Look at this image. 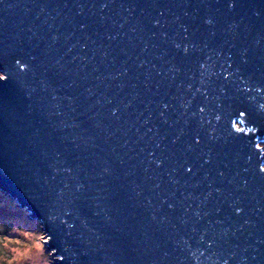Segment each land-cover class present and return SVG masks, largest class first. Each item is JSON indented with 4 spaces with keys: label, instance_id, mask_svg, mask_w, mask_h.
Masks as SVG:
<instances>
[{
    "label": "water",
    "instance_id": "1",
    "mask_svg": "<svg viewBox=\"0 0 264 264\" xmlns=\"http://www.w3.org/2000/svg\"><path fill=\"white\" fill-rule=\"evenodd\" d=\"M260 145L264 0H0V191L54 264H264Z\"/></svg>",
    "mask_w": 264,
    "mask_h": 264
},
{
    "label": "rangeland",
    "instance_id": "2",
    "mask_svg": "<svg viewBox=\"0 0 264 264\" xmlns=\"http://www.w3.org/2000/svg\"><path fill=\"white\" fill-rule=\"evenodd\" d=\"M46 241L40 222L0 191V264H54Z\"/></svg>",
    "mask_w": 264,
    "mask_h": 264
},
{
    "label": "snow or ice",
    "instance_id": "3",
    "mask_svg": "<svg viewBox=\"0 0 264 264\" xmlns=\"http://www.w3.org/2000/svg\"><path fill=\"white\" fill-rule=\"evenodd\" d=\"M231 6H232V5L230 4L229 7H231ZM260 170H261V171H264V168H261Z\"/></svg>",
    "mask_w": 264,
    "mask_h": 264
}]
</instances>
